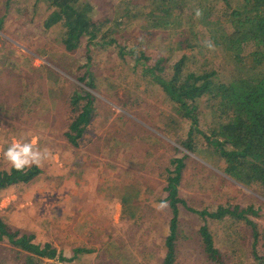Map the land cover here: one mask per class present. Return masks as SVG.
I'll use <instances>...</instances> for the list:
<instances>
[{"label":"trees","instance_id":"obj_1","mask_svg":"<svg viewBox=\"0 0 264 264\" xmlns=\"http://www.w3.org/2000/svg\"><path fill=\"white\" fill-rule=\"evenodd\" d=\"M40 1L45 4L44 9L38 8ZM1 4L0 28L8 15L17 17L21 29L25 23L31 24L34 15L48 11L41 29L46 36L38 41L36 48H41L44 42L52 45L53 34L60 36L59 42L65 50L53 53L54 56L71 57V61L63 63L62 67L90 88H96L100 80L90 69L92 64H99L107 54L111 58L110 51H117L124 61L131 62L133 68L140 65L143 77L157 83L173 102L179 117L189 120L182 144L191 151L217 154L222 158L221 167L227 174L246 185L256 183L264 194V0H118L111 12H102L105 9L99 10L98 3L93 0H3ZM196 9L202 11L199 18L195 16ZM23 14L28 15L27 21H21ZM18 35L25 40L31 38L30 34ZM4 41L2 38V44ZM207 41L222 45L227 51H248L234 58L239 68L229 76L222 74L221 67L209 63L196 70H187L189 59L196 53L189 56L183 52L175 62L167 64L165 49L202 52ZM8 46L7 41L4 47L0 45V111L20 120L24 126L10 122L7 129L0 130V136L5 138L0 149V191L17 188L42 172L43 169L36 166L17 172L3 158V153L14 142L15 136L30 140V126L44 129L53 123L52 101L56 103V114L63 115L64 136L75 145L79 144V139L99 113L93 91L76 84L74 91L66 94L69 79L58 69L50 68L52 71L47 80L40 72L43 66L20 70ZM150 46L153 47L150 49ZM79 49L80 56L75 54ZM81 57L86 58L85 68L81 69L79 64L74 71L71 63L79 62ZM53 60L56 61L57 57ZM49 97L55 99L49 100ZM206 112L211 113L209 131L201 127V115ZM200 140L203 144H199ZM186 156L188 153L183 151L182 155L175 154L160 162L158 174L166 179L163 184L165 195H155L149 188L154 186L148 183L141 198H149L147 202L142 200L147 204L152 199L166 203L172 214L170 232L164 242L166 258L162 264H177L176 238L192 234L187 233L186 226L180 222L194 219L191 215L184 217L180 212L181 203L188 206L179 187L183 170L187 167ZM196 162L211 169L199 160ZM141 179L147 181L138 175L137 183L134 182L138 189L134 186L129 189L139 197ZM132 198L130 194L124 200L126 208L120 221L124 224L123 243L113 240L112 246L102 244L96 254L99 263H151L149 257L154 254L153 246L157 241L150 240L147 235L151 227H146L144 235L139 234L140 223H147L145 214L148 211L129 209L127 202L135 197ZM188 207L206 218L204 221L200 218V224L195 227L198 230L194 231L202 237L200 242L207 254V264H227L220 248L215 246V236L219 234L211 229L209 217L210 220L230 217L232 221L241 219L248 223L252 229L253 252L260 259L256 248L262 237L261 230L250 214L264 216V211L255 209L253 204L241 206L232 202L220 203L213 211ZM237 232L238 235L234 232L228 238L246 237L242 236L243 227L240 225ZM4 239L9 243L3 244ZM92 250L97 251V248L83 245L74 250V255L77 257ZM74 255L66 256L63 247L59 248L52 241H35L33 232L13 228L0 209V264H41L44 260L46 264H64L63 261H73Z\"/></svg>","mask_w":264,"mask_h":264},{"label":"rangeland","instance_id":"obj_2","mask_svg":"<svg viewBox=\"0 0 264 264\" xmlns=\"http://www.w3.org/2000/svg\"><path fill=\"white\" fill-rule=\"evenodd\" d=\"M2 1L0 0V8H3ZM93 1L95 4L98 3L99 10L105 9L102 12H111L118 0ZM37 6L39 9L45 8L42 1ZM47 12L34 15L31 24L25 23L26 26H21V29V24L17 23V17L8 15L0 29V45L4 47L7 41V44L10 45L8 47L11 49V55L18 61L20 70L32 66L39 68L43 66L44 69L40 72L46 80L52 71L50 68L61 71L69 79L67 83L65 82L67 84L65 92L68 95L74 91L76 84L93 91L97 97L99 113L79 139L78 145L73 144L64 136L63 115L56 114L54 101L50 103L53 123L44 129L27 124L31 130L30 140L34 141L41 150L46 149L49 155L41 166L45 168H42V172L29 183H22L17 188L14 186L11 189L0 191V209L8 217L13 228H20L22 232H33L37 242L52 241L58 247L64 245L69 252L71 251L70 246L78 244L80 241H91L95 245L103 241L107 246H112L113 239L123 243V230L121 227H116L106 217L103 218L100 226H93L96 238L94 234H88L86 226L81 227L80 225V229L75 227L77 230L75 231L72 221L62 216V210L67 201L63 195L64 189L70 179L67 175L72 174V169H76L77 174L81 168H87L90 173L97 169L102 175L107 171L114 183L115 179L120 178L121 172H123V176L128 178V189L133 186L138 189L134 182L137 183L136 177L140 175L147 179V181L141 179L142 181L139 183L140 198L144 197L143 191L148 183L157 187L154 190L149 187L155 192V195H165L167 192L163 188V184L166 179L158 174L160 162L163 163L175 154L182 155L183 151L189 156L185 158L187 167L183 170L182 183L179 187L188 206L213 211L220 203L232 202L241 206L253 204L255 209L264 211V194L259 185L256 183L246 185L235 180L222 169V158L217 154L209 151H191L182 144L189 129V120L179 117L173 102L168 100L166 93L157 83L149 82L146 77H143L140 65L133 68L131 62L124 61L117 51H110L112 59L107 54L103 56L104 58L99 64H92L90 69L100 77V80L96 88H90L87 84L76 79V75L62 67L63 63L71 61V57L54 56L53 53L65 50L59 42L60 36L53 34L54 40L52 39L53 42H51L53 46L44 42V45L37 49L38 41L41 42V39H45L46 36L41 29ZM20 19L27 21L28 15L23 14ZM18 32L30 34L31 38L25 40L18 35ZM2 38L6 40L4 44H2ZM213 46V48L206 46L201 50L202 52L189 49H165L164 53L168 57L166 62L168 65L175 62L183 52L189 56L196 53L195 57L189 59L187 70H196V68L207 66L209 63V65L221 67L222 74L229 76L239 68L234 58L240 53L245 54V50L248 51V49L227 51L222 45L213 44ZM152 47L150 46V49ZM75 54L80 56L82 52L79 49ZM56 57L57 60L54 61L53 58ZM85 60L86 58L81 57L79 62L72 61V69L75 71L79 64L82 66L81 69L85 68ZM246 60L249 62L250 59L247 57ZM7 65H10V61ZM4 71L9 75L7 69ZM79 89L81 90V88ZM53 99L55 98L49 97V100ZM68 105L67 101L65 107L67 108ZM210 118V112L201 115V127L208 131ZM10 122L24 126L20 120L11 118L0 111V130L7 129ZM21 139L23 138L15 136L13 141ZM4 140L5 138L0 136V149ZM202 141L200 140L199 144H203ZM75 148L77 152L73 151ZM83 153L86 156L89 155L88 158L83 156ZM196 160L207 164L214 171L201 166ZM84 163L87 166L84 167ZM194 170H196L195 174ZM102 178L109 181V176L104 177L103 175ZM130 193L137 195L132 191ZM56 195H58V200H56ZM140 198L137 197L136 201H139ZM140 200L147 202L150 199ZM154 201L159 202L156 199ZM165 206L168 205L165 203ZM188 206L181 203L180 212L184 217L188 218V215H191L194 219L193 221L180 222L182 226H186L187 233L192 232V234L183 237L178 235L176 238L177 258L179 259L177 264H207V254L200 242L202 237L194 231L198 230L195 227L196 224H200V218L203 221L206 218L201 217L198 212H193ZM161 211L160 216L155 215L154 218L147 219L148 223L151 221L159 229L158 242L153 248L154 254L149 257L150 264H162L166 258L167 250L164 242L170 232L172 214L171 211L164 208ZM250 217L259 223L261 230L262 237L256 248L260 259L256 258L253 252L252 229L248 223L245 224L241 219L232 221L230 217L220 220H210V217H207L211 229L219 234L218 237L215 236V246L220 248L227 264H264V216L250 214ZM239 225L243 227L242 236L246 235V237L244 239L228 238L232 234L234 235V232L238 235ZM1 242L5 245L9 243L7 239ZM96 254H98V249L97 251L83 252L73 261H63V263L103 264L98 262ZM41 264H46L45 260Z\"/></svg>","mask_w":264,"mask_h":264},{"label":"crops","instance_id":"obj_3","mask_svg":"<svg viewBox=\"0 0 264 264\" xmlns=\"http://www.w3.org/2000/svg\"><path fill=\"white\" fill-rule=\"evenodd\" d=\"M73 151L77 152L76 148L73 149ZM83 156L88 158L89 155L86 156L85 153H83ZM83 166L85 167L87 166V164L84 163ZM95 167L97 168L96 161H95ZM41 168H45V167H41ZM93 169L95 170V168ZM72 170H73L72 174L69 173L67 175V177L70 179L67 181L66 187L64 189L63 195L65 196L67 201L65 202V207H63L62 216L72 221V226L74 229L75 227H78L80 229V225L81 227L86 226L88 229V234L95 235L96 233L93 231L94 230L93 226L95 225L100 226L101 221L105 217L108 218V220H110L113 224H115L116 227H121V229L123 230L124 224L121 223L120 221L123 211L126 208L124 200L126 199L127 196L131 194L127 185L128 178H125L123 176L124 173L121 172L120 178L115 179L113 183L111 181L112 177L111 175H109L107 171H105V174L103 175L104 177L109 176V181L104 180V178H102L103 176L102 173L98 172L97 169L96 171L91 170L92 173H90V171L87 168L86 169L81 168L78 174L76 173V169H72ZM155 188L157 187H152V190H154ZM137 197L139 196L133 195L134 198V199L132 198L133 201L127 200L128 201L127 204H129V206L127 207H129V209L131 210L134 209L143 212L148 211L145 214L146 215L145 220L151 217L154 218L155 215L160 216L162 214L161 211L162 208L167 210L165 203L162 201L156 199V201L159 202H155L154 201L155 199H152L151 202L147 204L145 202H142V200H140L141 199L140 197H139L140 198L139 201H136ZM56 200H58V195H56ZM148 208L150 209L148 210ZM156 211L158 212L155 213ZM58 214L60 215L59 212ZM82 221L85 222L83 223ZM127 221L128 220H126V222ZM152 224L153 223L151 221H149V223L148 222L146 223V221L144 223L142 221L140 223L141 232H139V234L144 235V233L147 230L146 227H151L152 228L151 232L147 233V235L151 237L150 240H154V241L156 240L158 242L157 233L159 229L157 225L154 224L152 225ZM75 231L77 230L75 229ZM123 232L124 230L122 231V233ZM102 244H104L103 241H101L98 245L91 243V241L90 242L80 241V243L70 246L71 247L70 252L67 251V248H65L64 245H62V247L64 254L66 256H72L74 255L75 252L74 250L76 248H79L80 246L86 245L88 247H96L97 249H99L102 246ZM79 256L77 257L75 256V259L78 258Z\"/></svg>","mask_w":264,"mask_h":264},{"label":"clouds","instance_id":"obj_4","mask_svg":"<svg viewBox=\"0 0 264 264\" xmlns=\"http://www.w3.org/2000/svg\"><path fill=\"white\" fill-rule=\"evenodd\" d=\"M195 16L197 18L202 16V11L196 9ZM206 46L213 48L210 41L205 42ZM48 151L38 148L34 141L29 139H21L12 142L4 151L3 158L11 165L17 172H23L33 166L41 167L48 159Z\"/></svg>","mask_w":264,"mask_h":264}]
</instances>
